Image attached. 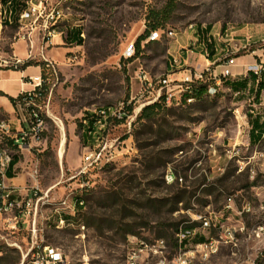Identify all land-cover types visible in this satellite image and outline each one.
I'll list each match as a JSON object with an SVG mask.
<instances>
[{"label":"rangeland","instance_id":"obj_1","mask_svg":"<svg viewBox=\"0 0 264 264\" xmlns=\"http://www.w3.org/2000/svg\"><path fill=\"white\" fill-rule=\"evenodd\" d=\"M27 1H20L12 22L4 13L12 7L0 0V69L20 64L18 60L23 56L18 43L28 44L29 60H45L43 47L47 38L43 19L35 23L33 18L20 19L21 13L28 9ZM169 1L49 0L48 11L58 5L64 12L57 31L78 27L83 42L78 46L69 42L64 46L68 50L59 48L62 47L60 43L51 44L55 50L53 55H48L51 68L47 69L44 96L32 104L43 115L42 130L38 138H29L22 146L19 168L22 175L20 182H16L18 185L12 186L8 179L5 180L10 188L19 189L23 198H19L21 207L12 213H0V264H20L36 241L39 245L60 248L70 264H128L129 253L143 242L164 239L166 257L172 261L178 253L171 241L177 236L173 230L176 224L197 225V232L187 243L191 247L205 237L199 229L201 222L195 219L196 214L209 215L223 210L229 196L239 207L245 201L256 202L258 191L264 188V137L260 142L251 143L249 115H254L252 110L264 113V93L262 104L255 106V97L247 90L238 92L217 86L215 76L225 81L233 74L223 77L218 65L211 64L212 78L205 80L210 87L208 94L188 105L182 102L171 106L173 111L168 113L176 114L168 115L166 138L161 144H154L155 136L146 139L142 134L137 140V134L143 131L141 122L133 124L131 135L128 125L117 124L110 125V131L103 133L105 140L112 143L132 136L137 147L136 152L124 154L116 164L111 161L113 165L107 170L93 169L88 175L90 187L83 192L90 200L85 211H106L113 216L104 232L91 225L87 216L85 223L82 222L80 209L76 215L70 214L68 206H64L68 211L65 215L68 224L62 227L58 222L57 203L65 193L72 189L77 191L82 181L79 172L86 147L81 123L84 124L88 112L104 107L117 108L136 96L141 88L138 78L141 69L155 82L170 74L172 69L181 72V79L183 70L171 67L175 42L178 40L187 49L201 51L204 45L199 43L200 32L208 26L212 38L221 39V43H239L229 39H241L246 35L245 39L251 37L254 42L252 48L263 49L264 0H175V10L161 29V39L148 41L147 38L139 47L136 40L147 28L149 12L163 9ZM170 30L176 36H169ZM131 45L135 52L127 51ZM247 54L250 52L243 50L229 53L236 58ZM204 65L198 68L203 70ZM31 111L27 105L18 104L13 118L0 112V120L9 122L15 133L28 131ZM2 136L0 132V148L13 155L15 147ZM169 168L175 169L179 177L187 178L188 188L206 176L214 185L224 180L227 190L219 189L224 196L218 201L215 194H207L206 185H201L189 203L191 208L185 209L187 203H180L179 210L170 212L171 206L153 204H162L164 201L159 200L166 201L173 195L170 185L174 183L163 180ZM254 182L255 186L247 188ZM102 190L127 198L134 213L120 216L115 208H105L108 201L103 196L100 198ZM83 192L79 191L78 197ZM30 198L36 216L33 211L26 214L23 203ZM233 213L223 216V223L242 220ZM257 214L244 216L243 220L248 226L257 224L262 219ZM229 216L231 221L227 220ZM34 218L37 219L36 231L33 230ZM210 234L216 235L215 229ZM239 237L237 247L221 245L209 259L197 258V264H264L263 243L243 235ZM159 261L158 256L143 255L138 264H158Z\"/></svg>","mask_w":264,"mask_h":264},{"label":"built area","instance_id":"obj_2","mask_svg":"<svg viewBox=\"0 0 264 264\" xmlns=\"http://www.w3.org/2000/svg\"><path fill=\"white\" fill-rule=\"evenodd\" d=\"M27 2L29 6L26 10V17L22 18V21L33 18V23H35L36 21L43 19L45 37L47 38V41H52V39L60 33L57 31L56 26L59 22V14H64L63 10L56 5L48 11L49 0H28ZM168 35L176 36V33L173 30H170L168 31ZM161 36L162 30L153 31L148 37V41L160 40ZM246 40L247 46L251 47V44L254 43L252 38L246 37ZM261 42L263 44L262 50L264 53V38L261 39ZM127 51L135 52L134 45H131ZM236 60V57L232 55H229L228 58H226V61L223 63V77L229 73H233V67L237 64ZM172 66L176 68L180 66L178 58H173ZM262 69H264V63H257L250 67V70L258 76ZM182 70L183 75L181 79H173L171 75L168 74L166 77L155 82L149 77L148 72L141 69L138 73L141 88L136 96H132L128 101L125 100L117 108L104 107L98 111L90 112L95 114L98 118L96 122L98 135L95 136L96 139L92 145L85 146L86 152L83 166L79 172V177L82 181L76 189L77 191L73 189L70 190L69 193H65L57 203L58 205L55 208V211H59L60 226L65 227V225L68 224L66 220H61V213L64 212V205H72L76 209L86 208L87 202L85 199H78V192L86 191L90 187V179L88 178V175L91 170L103 169L108 166V161H115L116 164L121 161L124 154H130L137 151L132 136L117 143L106 141L105 137H103V133L110 131V125H128L130 128L129 134L131 135L133 124L142 113L144 107L159 101L161 98L165 99L167 106H178L183 102L184 98L177 96L178 88L191 87V85H194L196 82L212 78L210 77L212 75L210 74L211 70L209 66L203 70L190 67H184ZM217 78V76L214 77V79ZM33 81L35 89L36 87L41 86L42 77H37L36 79H33ZM32 91L25 93L30 95ZM25 105L32 109L30 120L28 121L31 124V128L28 131L23 130L21 133H14L9 122L6 120H0V132H2V137L14 140L19 146H23L29 138H38L44 124V119L40 112L31 107L32 102H28ZM129 107L132 108L131 113L128 112ZM10 161L11 156H3V152L0 151V213L8 214L15 211L17 207H21L19 198H23L19 189L15 187L10 188L5 181L8 179L7 170ZM166 173L167 181L171 179L173 174H175L172 168H169ZM183 182L184 178L180 177V183ZM36 194L37 192L34 193L35 196ZM41 199L42 198L40 197L37 201L39 202ZM23 204L26 209V214L30 215L34 210L32 198L28 199ZM225 205L235 207L236 212L243 213V217L256 212V206H252V201H245L242 207H239L232 196L227 198ZM33 213V215L36 216V211H33ZM195 219L201 222L202 234L206 237V240L197 246V249H203V257H208L211 252H218L221 245H231L236 247V242L230 241L228 235V223H223V217H218L217 211L210 212L209 215L196 214ZM36 222L37 219L34 218L33 230L35 231ZM236 223L241 226V229L244 234L248 236V239L256 240V237H261V234H263L264 224L262 223L259 225V230L257 232H246V222L244 220ZM205 224H214L216 235H211L210 232L208 235L207 232H205ZM193 232L194 229L179 230L177 233L178 253L172 261H169L165 254V249H167L166 241L164 239H159L154 242V247H146V243L143 242L137 249L132 250L129 253L128 264H138V261L143 255H147V257H160L158 264H189V257H192V252H190L188 244H184V241L189 239ZM20 264H69V261L67 260L66 255L60 252V248L52 245H39L36 241L33 243L31 249L24 256V259Z\"/></svg>","mask_w":264,"mask_h":264},{"label":"trees","instance_id":"obj_3","mask_svg":"<svg viewBox=\"0 0 264 264\" xmlns=\"http://www.w3.org/2000/svg\"><path fill=\"white\" fill-rule=\"evenodd\" d=\"M9 1H10L9 6H12V10H13V11L10 10L12 12V22H13V13L18 9L19 4L21 5L20 3L21 0H1L2 3H8ZM175 6H176L175 0H170L163 9H160V10L153 9L149 12L147 16V20H148L147 28L145 29L144 33H142L136 40V44L139 47L141 43L150 36L151 32L161 30L164 27V24L170 20L175 10L174 9ZM210 29L211 27L208 26L207 30H210ZM81 34H82L81 30H75L74 28L71 30H65L64 32L66 40L68 42H76L77 45H80L83 42ZM209 46H211V44ZM29 66H40L41 67L42 84L41 86L36 87L30 95L28 93H22L18 97L8 96L11 103L14 106L18 104L25 105L28 102H32V104L37 103V101L42 96H44V91H45L44 84H46L45 77H46L47 69L51 68L50 63L46 60L30 59L24 62L21 66L17 67V69H25ZM6 69H11V68L7 67ZM12 69H15V68H12ZM259 76H261L260 79L252 71H249V75L242 81L230 82V79H225V81H223L222 83L223 84L222 86L231 88L239 92L240 90L245 91L246 89H248L249 82H250L251 83L250 92H253L256 96V99H258L261 91L264 89V71ZM209 89L210 87L206 82L194 84L190 91H185L182 93V97H184L182 104L190 103L189 98L191 97L193 98V101L194 99L202 100L208 94ZM0 93L2 95H5L3 91H0ZM31 107H33V105H31ZM171 111H173V107L167 106L164 98H161L159 101L144 107L142 113L138 116L137 120L135 121V122H141L143 126V131L137 134L136 136L137 140L141 139V135L143 134V135H146V139H149L155 136L156 140L154 144H161L163 140L166 138L165 133H166V125L168 122L167 117L170 114L171 115L176 114V113H168ZM128 112L131 113L132 108L129 107ZM41 116L43 117L42 114ZM97 120L98 118L95 114L88 112V114L85 116L84 124L81 123V126L84 127L82 140L85 146L90 145V144L92 145V143L96 139L95 136L98 135L97 133L98 127L96 126ZM250 123H251L250 141L252 144H255L256 142H260V140L263 139L264 137V121L261 122L258 118H255L254 120L250 118ZM8 141H10L15 148L19 147V145L16 144L14 140L8 139ZM20 157L21 155L19 153H13V155H11V161H10L9 168L7 170V176L9 174V170L11 169V167H13L19 161ZM111 165H113V163L108 164V166L104 167L103 169L107 170L109 166ZM172 170L178 179L179 178L178 172L175 169H172ZM165 174L166 173H164V175ZM164 175H163V180L165 182ZM184 179H185L184 184L178 183L179 182L178 180L173 182L174 184L171 183L172 185H170V188L173 189L172 191L173 195L170 196L166 201L159 200L160 202H163V201L164 202L162 204L153 202V204L154 205L160 204L162 206H167V205L171 206L169 210L170 212H174L176 210H179L180 203H183V204L187 203L185 205V209L191 208L189 203L191 202L192 198L196 194L195 192L201 185H206L207 194L209 195L215 194L216 199L218 201L224 196V193L222 191H219V189L222 188L223 190H227V186H225L226 184L224 183L225 182L224 180H218V184L214 185V183L211 184L210 182H208L207 177L204 176L201 182L197 180L196 182H193V185L190 186V188H188L187 183H186L187 178H184ZM255 185H256V182L249 183L247 185V188L255 186ZM183 186H186V187H183ZM84 192L81 195L82 196L81 198L85 199L86 202L88 203L90 198L88 195H85ZM101 192H102L101 195H99L100 198L101 196H103L108 201V204L104 205L105 208H115L116 212H118L120 216H131L134 213L133 209L131 208L132 203L128 204L129 201L127 198L125 197L123 198L118 193H111L105 190H102ZM224 208H225V205L223 207V210ZM220 211H222V209ZM220 211H217V212H220ZM226 214L227 213L225 211V215ZM86 216L89 219V223H91V225H94L101 232H104V230L108 227L109 222L113 220V216L112 215L109 216L106 213V211L104 212L88 211L87 212L83 208L80 209L79 217H81L80 220L82 222H84V218ZM196 227L197 225L195 223H186L182 226H179V223H178L176 224L173 230L175 231V234L177 235L179 230H193V229L195 230ZM188 240L189 239L185 240L184 244H187ZM205 240H206L205 237H201L198 243H201ZM171 241H172L173 246L175 248H178L177 236L172 237Z\"/></svg>","mask_w":264,"mask_h":264},{"label":"crops","instance_id":"obj_4","mask_svg":"<svg viewBox=\"0 0 264 264\" xmlns=\"http://www.w3.org/2000/svg\"><path fill=\"white\" fill-rule=\"evenodd\" d=\"M7 5H10V1L7 3ZM12 7V6H11ZM12 10V8L10 9ZM7 11V10H6ZM13 11V10H12ZM75 30H81L78 27H71V29ZM70 28L67 30H71ZM60 32V31H59ZM64 30L58 33L52 41H47L44 44L43 49L44 51V59L47 61L49 60L48 55L54 54L55 48L51 47V44H54L57 42L60 43L59 48H64L65 50H68V48L64 46H68V41L65 38ZM212 30H207V28L202 30L200 32L201 39L199 40V43H203L204 47L201 51H194L190 48H186L185 45H182L178 42V40L175 42V45L173 48L175 49V56L180 61L179 68L183 69L184 67H188L191 65L192 67L198 68L201 67V65L205 64L204 66L208 67L211 64L212 65H218L217 68H220L221 72L223 71V63L226 61V58L229 56V53H235L239 52L240 50H243L245 52H250V54L241 56L236 58L237 64L233 67V75L230 77H227V79H230V82L232 81H242L249 75L250 67L257 64V63H264V53L261 52L262 49H254L250 46H247V40L245 39V36L241 39H229V41L239 42V43H221V39H213L211 35ZM83 34H81L82 36ZM208 35V37H206ZM228 36V34H226ZM225 42H228V39H226ZM19 44V53L21 58H19L20 64L15 67V69H0V91H3L5 95H2L0 93V112L2 114H5L8 118H13L15 116V111L17 108V105L14 106L8 96L12 97H18L20 94L32 91L34 89V81L33 79H36L37 77L42 76V69L40 66H29L25 69H17V67L21 66L24 62L29 60L28 55V44L23 45L21 43ZM77 45L76 42H70V45ZM211 44V46H209ZM239 44V45H238ZM78 46V45H77ZM187 49V50H186ZM47 54H46V53ZM261 52V53H260ZM199 56H202L205 59V62L202 58ZM171 67H173L171 65ZM177 67V70H179ZM253 72V71H252ZM169 73L173 79H180L179 76H181V72H176L175 70H169ZM183 73V72H182ZM254 73V72H253ZM255 74V73H254ZM256 75V74H255ZM259 79L261 76L256 75ZM231 77H233L231 79ZM215 82L218 86H222L223 81L221 79H215ZM250 86L251 83L249 82V88L246 89L249 95H254L255 97V106L256 104H262L261 100L263 99V93L264 89L261 91L259 98L256 99V96L253 92H250ZM259 102V103H257ZM254 115H249V124L250 118L255 119L258 118L261 122L264 121V113H260V111H254L252 110ZM13 129V127L11 126ZM15 128V127H14ZM15 133V132H14ZM24 147L19 146L13 149L14 153H19L21 155L19 161L11 167L8 174V181L9 184L12 186L18 185V182L20 180V164L22 162V151ZM20 182V181H19ZM228 213V212H227ZM231 221V220H230ZM200 229V228H199ZM196 230V231H195ZM194 232H197L198 229H195ZM201 230V229H200ZM212 230V229H211ZM211 230H209L211 232ZM194 234V233H193ZM197 244V243H196ZM195 245V244H194ZM192 245V246H194ZM63 252V251H62ZM64 253V252H63ZM200 258L197 256L194 259L195 264H197L196 259Z\"/></svg>","mask_w":264,"mask_h":264},{"label":"bare ground","instance_id":"obj_5","mask_svg":"<svg viewBox=\"0 0 264 264\" xmlns=\"http://www.w3.org/2000/svg\"><path fill=\"white\" fill-rule=\"evenodd\" d=\"M13 3V2H12ZM5 10V9H4ZM5 15H6V18L9 20V21H12V12L11 11H5L4 12ZM22 18H25L26 17V10L25 12H23L20 16ZM62 18V14H59V20ZM7 21V20H6ZM228 58V57H227ZM264 71V69L261 70V72L259 73V75H261V73ZM233 73H229L227 74L226 76H230L232 75ZM205 80H202V81H199V82H196L195 84L197 83H204ZM193 87V85H191V87H180L177 89V96H180L182 97V93L185 92V91H190L191 88ZM193 101V98H189V102H192ZM0 151L3 152V156H10L8 154V151L7 149H1L0 148ZM63 154V152H62ZM111 161H108V164H110ZM165 180L167 181V173L165 174ZM176 180H178L180 182V177L177 179L176 175L173 174V176H171V179L167 181L168 184H171L173 182H175ZM263 188V187H262ZM262 191L259 193H257L256 195V202H252V206H256V212L258 213L257 215L258 216H261L262 219L260 222H258L257 224H252V226H248L246 224V232H257L259 230V225L264 224V188L261 189ZM83 192V191H82ZM82 196H79L78 199H83L81 198ZM255 200V199H254ZM64 206H68L71 208V212L70 214L72 215H76V212L79 210V209H76L75 207H73L72 205H64ZM225 211L226 213H236L238 216L241 217L242 220L240 221H243V213L242 212H236V208L233 207V206H229V205H225V208L224 210L220 211V212H217V216L218 217H223L225 216ZM68 211H66V209L64 208V212L61 213V220H66L67 222V218H66V214ZM233 213V214H234ZM57 214H58V222L60 223V214H59V211H57ZM231 215V214H230ZM228 221L232 220V217H228L227 218ZM201 230H202V224H200V227H199ZM183 229V228H182ZM211 229H214V224H205V232L211 230ZM196 231V230H195ZM212 231V230H211ZM210 232V231H209ZM194 233V232H193ZM192 233V234H193ZM202 233V231H201ZM228 235H229V238H230V241H235L236 242V247L238 246V242L240 241V237L243 236H246L243 232V230L241 229V226L237 223H228ZM248 238V236H247ZM263 238H264V231H263V234H261V237H256V240H258L259 243H263ZM201 243H197L195 244L194 246L191 245L190 247V252H192V257H189V264H195L194 262V259L199 256L202 260H207L210 258V256H212L213 254L217 253V252H211L209 254L208 257H203V249H197V246L200 245ZM146 247H154V243H146ZM61 253H63L61 250H60ZM64 254V253H63ZM70 264V263H69Z\"/></svg>","mask_w":264,"mask_h":264}]
</instances>
